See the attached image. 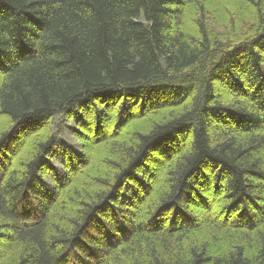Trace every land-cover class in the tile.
<instances>
[{"label": "trees", "instance_id": "obj_1", "mask_svg": "<svg viewBox=\"0 0 264 264\" xmlns=\"http://www.w3.org/2000/svg\"><path fill=\"white\" fill-rule=\"evenodd\" d=\"M0 264H264V0H0Z\"/></svg>", "mask_w": 264, "mask_h": 264}, {"label": "rangeland", "instance_id": "obj_2", "mask_svg": "<svg viewBox=\"0 0 264 264\" xmlns=\"http://www.w3.org/2000/svg\"><path fill=\"white\" fill-rule=\"evenodd\" d=\"M216 90H217V93L221 94V93H222L221 90L223 91V87H221L220 85H217ZM224 100H229V101H230L231 99H230L229 97H224ZM167 106H168V105H165L164 108H167ZM153 109H154V108H153ZM108 120H109V119H108ZM110 121H111V120H110ZM110 121H109V122H110ZM89 123H91V122L89 121L88 124H89ZM125 124H126V123H125ZM214 133H215V132H214ZM101 149H102V148H101ZM86 151H88V153H89V152H91L92 150H90L89 148H87ZM96 157H98V156H96ZM216 208H217V206L214 208L213 213H217V212H218ZM200 213H201V212H200ZM197 214H198V213L195 212V215H197ZM223 245H224V248L226 249V248H227L226 243H224ZM223 245H222V246H223ZM7 251H9V252L11 253V255H12V251H11V250H7Z\"/></svg>", "mask_w": 264, "mask_h": 264}]
</instances>
